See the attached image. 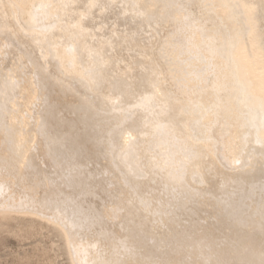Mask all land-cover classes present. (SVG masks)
<instances>
[{
	"label": "bare ground",
	"instance_id": "obj_1",
	"mask_svg": "<svg viewBox=\"0 0 264 264\" xmlns=\"http://www.w3.org/2000/svg\"><path fill=\"white\" fill-rule=\"evenodd\" d=\"M254 45L264 0H0V216L71 264H259Z\"/></svg>",
	"mask_w": 264,
	"mask_h": 264
},
{
	"label": "rangeland",
	"instance_id": "obj_2",
	"mask_svg": "<svg viewBox=\"0 0 264 264\" xmlns=\"http://www.w3.org/2000/svg\"><path fill=\"white\" fill-rule=\"evenodd\" d=\"M14 213L0 216V264H71L54 223Z\"/></svg>",
	"mask_w": 264,
	"mask_h": 264
},
{
	"label": "snow or ice",
	"instance_id": "obj_3",
	"mask_svg": "<svg viewBox=\"0 0 264 264\" xmlns=\"http://www.w3.org/2000/svg\"><path fill=\"white\" fill-rule=\"evenodd\" d=\"M245 8H250L251 6L249 5H244ZM242 54L244 56V58L247 60L249 57V53L247 49H243L242 50ZM251 58L254 61H258L259 64V76L261 78L262 84H264V46H261L258 50L256 48V46H253L252 49V53H251ZM238 162V161H237ZM262 170H264V164H262ZM72 175V171L71 169L67 170V177H71ZM183 172L182 171H178L176 173V175L174 176V180L177 184H182L183 183ZM195 195H199L198 193ZM226 203V202H225ZM261 215L262 217H264V207H262L261 209ZM262 226H264V220H262ZM200 264H228V262L225 261H221L218 259H213L211 258V256H209V258L206 261H201ZM259 264H264V258H262L259 261Z\"/></svg>",
	"mask_w": 264,
	"mask_h": 264
}]
</instances>
